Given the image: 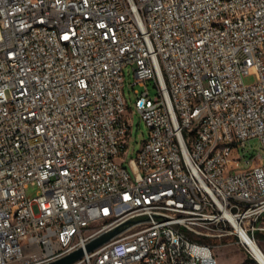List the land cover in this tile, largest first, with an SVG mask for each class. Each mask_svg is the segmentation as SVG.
Returning a JSON list of instances; mask_svg holds the SVG:
<instances>
[{
	"label": "built area",
	"instance_id": "1",
	"mask_svg": "<svg viewBox=\"0 0 264 264\" xmlns=\"http://www.w3.org/2000/svg\"><path fill=\"white\" fill-rule=\"evenodd\" d=\"M261 232L264 0H0V264H264Z\"/></svg>",
	"mask_w": 264,
	"mask_h": 264
},
{
	"label": "rangeland",
	"instance_id": "2",
	"mask_svg": "<svg viewBox=\"0 0 264 264\" xmlns=\"http://www.w3.org/2000/svg\"><path fill=\"white\" fill-rule=\"evenodd\" d=\"M134 80L135 77L131 66L126 65L123 68V93L126 98L125 115L129 117L131 125L128 136V146L125 152L126 161L129 158L136 156L137 151L142 146L143 140H145L148 136V128L146 124L143 120L139 118V115L134 111V100L136 96L134 94L133 89H138L139 91H142L144 90V86L139 85L138 83L131 85ZM255 80L256 75L253 72L243 76V81L246 84H251L255 82ZM147 88L151 96L156 93V88L154 87L153 82L151 80L147 82ZM258 151V141L254 138L246 143L244 155L248 157L253 156L256 155ZM124 164L127 165V162H124ZM37 191L38 187L34 185H30L26 189L27 196L29 197L35 196ZM262 233L264 232H261V234ZM258 240L260 248L262 249V251H264V238L258 236ZM221 241L224 243V245L214 248V253L218 264H241L245 259V255L242 249L236 244L227 243L228 241H230L229 238H224ZM208 242L213 244L218 242V240H208Z\"/></svg>",
	"mask_w": 264,
	"mask_h": 264
},
{
	"label": "water",
	"instance_id": "3",
	"mask_svg": "<svg viewBox=\"0 0 264 264\" xmlns=\"http://www.w3.org/2000/svg\"><path fill=\"white\" fill-rule=\"evenodd\" d=\"M115 231H110L107 233H104L100 236H98L97 238L93 239L90 243L87 244L86 249L87 250H92L95 247L101 245L102 243L106 242L110 237H112L114 235ZM82 254L81 250H76L74 252H72L71 254L48 264H69L72 261L76 260L77 258H79Z\"/></svg>",
	"mask_w": 264,
	"mask_h": 264
},
{
	"label": "trees",
	"instance_id": "4",
	"mask_svg": "<svg viewBox=\"0 0 264 264\" xmlns=\"http://www.w3.org/2000/svg\"><path fill=\"white\" fill-rule=\"evenodd\" d=\"M258 236L261 237V238H264V233H258Z\"/></svg>",
	"mask_w": 264,
	"mask_h": 264
}]
</instances>
